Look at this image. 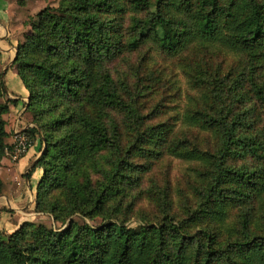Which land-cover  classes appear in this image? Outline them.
<instances>
[{
    "label": "trees",
    "instance_id": "trees-1",
    "mask_svg": "<svg viewBox=\"0 0 264 264\" xmlns=\"http://www.w3.org/2000/svg\"><path fill=\"white\" fill-rule=\"evenodd\" d=\"M129 3L150 14L136 18L129 41L121 34L123 0H60L37 14L32 36L17 46L12 67L29 91L35 124L23 132L43 145L28 171L31 177L43 170L35 210L68 224L55 230L25 221L10 234L0 229V264H264V84L255 69L222 94L229 74L222 73V61L209 63L219 53L203 57V66L192 69L195 86L204 82L196 87L202 103L191 102L179 118L152 121L138 101L144 93L128 102L123 96L132 88L120 89L106 68L150 40L172 54L189 43L223 39L232 52L263 58L264 0ZM153 68L145 74L152 99L164 82ZM248 90L255 105L237 112ZM6 92L0 73V164L9 147L5 116L14 102L1 99ZM110 108L119 115L107 123ZM172 158L189 163L175 185ZM249 160L254 167L238 165ZM157 170H163L158 184L167 182L153 184L161 188L154 191L161 217L126 224L122 198ZM3 186L0 176V195ZM143 199L146 193L134 197L130 212ZM233 207L238 215L230 221ZM3 211L9 212L2 207L0 216ZM75 215L102 222L80 223Z\"/></svg>",
    "mask_w": 264,
    "mask_h": 264
},
{
    "label": "rangeland",
    "instance_id": "rangeland-1",
    "mask_svg": "<svg viewBox=\"0 0 264 264\" xmlns=\"http://www.w3.org/2000/svg\"><path fill=\"white\" fill-rule=\"evenodd\" d=\"M10 1L15 4L12 18L7 23H4V26L6 28L3 26L0 27L2 32V34H0V73L3 82L4 79L2 76L5 70V66L9 64L10 58L12 59L13 65L15 57L17 55L18 44L25 42L27 37L32 36L33 29L31 23L37 20V14L47 6L58 7L60 4V0ZM123 2L125 4V10L122 13V16L119 17L121 21V34L124 35L126 42L132 39L131 37L136 33L134 30L136 18L143 19L146 15L149 16L150 14L145 13L144 15L142 11L136 9L133 10L130 6L129 0H123ZM170 14L182 17L181 14L175 9H172L170 11ZM5 30L9 32V35ZM13 46H15L13 57L10 56L9 59H6L4 54L6 53L5 50H12ZM216 53L219 54L213 56V60H209V63L214 64V61H216V63H220L219 61H222V73L226 75L229 74L227 76L228 80H225L221 85V92L227 91L228 87H232L233 83H235V79H238V77H240L243 73L246 72L249 76L250 71L253 69H255V74L258 78V81L264 84V57L256 59L245 53L232 52L225 45L223 39L212 40V42H210L209 44H204L201 47H194L191 45V43H189L183 50L172 54L163 51L154 41L150 40L140 47L128 48V50H125L117 57L108 61L106 64V68L111 74L114 81L118 84L120 89H128V87L132 88L131 90H128L129 94L127 95V97L123 96L125 100L131 102L132 96L130 95L144 93L139 97V103L144 104V107L146 106L148 110L151 111L148 115L150 120L159 121L160 119H165L168 116L171 119H173V117H181L184 112L190 107L191 102L192 104H195L199 101L202 103L200 94L201 92L198 93L199 90H197L196 87H203L204 82L199 81V83L195 86L196 73L192 72V69H194V67L203 66V57H208L207 55L212 56ZM150 66L154 67L153 69L156 73L160 71L161 77L164 79L161 94L157 98L153 97V99L150 87L147 86L148 80L146 78L147 76L145 75ZM14 69L16 70L15 67ZM231 73L233 74V76H231ZM138 76H141L142 78ZM170 83L173 84L172 87L170 86ZM6 98H8V91L1 97L3 101H5ZM255 101L256 100L254 94L251 93L250 90H248L247 94L245 95V101L238 102L235 106V109L238 112L246 108H250L255 105ZM27 102H29V97ZM157 103H159L158 107L156 105ZM24 106L26 107L25 112H27V116L29 117L31 123L25 129L27 130L31 129L35 124L33 122L32 112L27 110V106L25 103ZM118 115L119 112L116 111V109H108L106 116L107 123H112L114 118L117 119ZM25 121H27V123L29 122V120L27 119ZM12 123L13 122H11V120H7V126H9V128L11 127L10 125ZM25 125L26 124L24 123L20 124L18 129ZM10 129L11 130L9 136L14 137V131L12 128ZM262 135L264 137V132H262ZM27 136L31 138L29 135ZM7 140L8 138L6 139V141ZM32 140L34 141V143L38 142L39 150H41V147H43V145L41 144L40 138L35 135L33 136ZM12 143L13 140L12 142L8 143L9 147L6 150L4 158L9 157L12 162H16L18 159L14 160L11 153L9 152ZM244 163L249 167H254L255 165V163L250 160L238 162V165H242ZM188 165L189 163H185L179 158H172L171 172L174 178V185L177 183L178 178L182 176V173L185 171ZM1 166L2 162L0 164V167ZM161 171L163 170H157V173H154L153 176H146V178H144L143 180V184L140 182V184L128 188L126 195L122 198L123 205H128L126 215L124 216L123 213L120 214L122 217H125L126 224L135 227L140 223L144 215H148L149 217L146 219L151 221H155L161 217L159 210V208L161 207L159 205H156L154 196V191L155 193H159L161 191V188L158 189L153 185L154 183H159L157 182V175L160 176L162 173ZM23 178L24 175H21L20 179L23 180ZM160 183L161 185H158L163 186L167 182L163 179ZM31 185L34 186L35 182L31 181ZM173 188L174 191H177V188ZM141 193L147 194V200L143 199L140 202L138 209H134L133 212H130V206L132 204L133 198L140 195ZM174 196H176V193H174ZM35 207L36 195L34 196V206L30 211L33 214L31 213L29 215V210H19L17 214L14 210H9V212L3 211L0 216V229L5 233L10 234L17 230L25 221L42 223L47 227L53 228L55 230H61L67 226V221H57L49 213L37 212L35 210ZM0 208L2 207L0 206ZM142 210L143 215L140 213ZM237 215L238 209L233 207L229 215V220L235 221L237 219ZM74 219L79 221L80 223L87 221L91 225H99L102 222V218L100 216L89 220L80 217L79 215H75Z\"/></svg>",
    "mask_w": 264,
    "mask_h": 264
},
{
    "label": "crops",
    "instance_id": "crops-1",
    "mask_svg": "<svg viewBox=\"0 0 264 264\" xmlns=\"http://www.w3.org/2000/svg\"><path fill=\"white\" fill-rule=\"evenodd\" d=\"M15 4L10 0H0V27L4 26L13 15ZM6 28V27H5ZM8 32L7 30H5ZM0 34L1 28H0ZM4 34V33H3ZM9 35V32H8ZM15 46L12 50L6 49L4 53L5 58L9 59L13 57ZM11 60V63H10ZM12 65V59H9V64L5 66L3 73V79L8 91V98L14 102L10 105V111L6 114V119L13 122L10 128L14 130L23 131L30 125V119L25 112L26 107L24 103L28 101L29 92L24 86L22 80L18 76L16 70ZM29 120L27 121L25 120ZM26 124L18 129L20 124ZM10 133V128L7 126ZM13 137L9 136L7 142H12ZM41 155L38 142L34 143L29 152L20 157L16 162H12L9 157L4 158L2 166L0 167V174L4 183L2 194L0 195V206L6 210H14L16 214L19 210H26L30 215V212L34 206V196L36 195V185L39 178L42 175L43 170L38 168L31 177H28V171L32 168V165L38 160ZM21 175H24L23 180L20 179ZM31 181L35 182V185H31ZM21 214V212H20ZM23 214V213H22ZM33 214V213H32Z\"/></svg>",
    "mask_w": 264,
    "mask_h": 264
},
{
    "label": "built area",
    "instance_id": "built-area-1",
    "mask_svg": "<svg viewBox=\"0 0 264 264\" xmlns=\"http://www.w3.org/2000/svg\"><path fill=\"white\" fill-rule=\"evenodd\" d=\"M34 142L23 131L14 130L13 143L9 152L14 160L26 155L32 148Z\"/></svg>",
    "mask_w": 264,
    "mask_h": 264
},
{
    "label": "water",
    "instance_id": "water-1",
    "mask_svg": "<svg viewBox=\"0 0 264 264\" xmlns=\"http://www.w3.org/2000/svg\"><path fill=\"white\" fill-rule=\"evenodd\" d=\"M33 165H34V164H33ZM33 165H32V166H33Z\"/></svg>",
    "mask_w": 264,
    "mask_h": 264
}]
</instances>
